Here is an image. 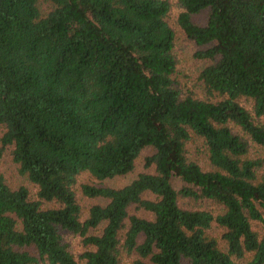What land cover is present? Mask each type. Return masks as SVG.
<instances>
[{
	"label": "trees",
	"instance_id": "16d2710c",
	"mask_svg": "<svg viewBox=\"0 0 264 264\" xmlns=\"http://www.w3.org/2000/svg\"><path fill=\"white\" fill-rule=\"evenodd\" d=\"M0 127L34 188L0 175V264H264V0H0Z\"/></svg>",
	"mask_w": 264,
	"mask_h": 264
},
{
	"label": "rangeland",
	"instance_id": "374dc122",
	"mask_svg": "<svg viewBox=\"0 0 264 264\" xmlns=\"http://www.w3.org/2000/svg\"><path fill=\"white\" fill-rule=\"evenodd\" d=\"M180 11V8L177 6L175 1H173V7L170 13V24L175 30V43H174V51L177 56L178 60V73L179 78L183 84H187L188 86H194L198 84V71L199 69L205 64V61L198 59L194 56V52L198 48L184 37L182 34L181 29L176 24V16L178 12ZM207 10H203L200 13L193 16L194 21H196L198 24H204L206 22L207 18ZM2 131V128L0 127V132ZM191 149L194 150V152L197 155V158H199L201 161L204 159V156L202 153L197 151L195 147L192 145ZM153 151L150 148H143L141 150V154L136 159L135 167L132 171L123 174V175H116L110 178H103L101 180L93 179L88 174H82L79 178L80 181L87 182L89 184L93 185H111V186H118L122 185L126 182H128L130 179L136 176V174L142 170L150 171L151 169L145 168L144 165V158L148 155H150ZM0 175H2V178L4 179L5 183L10 188H16L20 185H24L29 190L30 194H33L34 188L33 184L27 179L25 174L19 173L17 170L16 164H14L11 160V157L9 156L7 151H4L2 158L0 159ZM172 184L175 188L179 187L181 184V180L177 177H175L172 180ZM145 196H149L148 194H144ZM105 200L100 197L95 198H87L84 196H79V203L82 209L83 216L86 213L87 207L95 202H104ZM206 202H203V205ZM208 207L215 209V205L208 204ZM128 211L133 212L139 215H143L144 217H148V214L144 212L143 209L137 208L134 204H130L128 206ZM101 226H98L96 230H90V233L92 232H98L100 230ZM63 240L68 244L69 249L74 253L78 254L81 253L85 247L83 245L82 237L78 234H74L69 232L68 230H61Z\"/></svg>",
	"mask_w": 264,
	"mask_h": 264
}]
</instances>
